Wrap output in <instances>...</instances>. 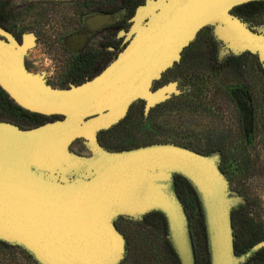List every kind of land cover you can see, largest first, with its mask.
<instances>
[{"label":"water","instance_id":"95a60500","mask_svg":"<svg viewBox=\"0 0 264 264\" xmlns=\"http://www.w3.org/2000/svg\"><path fill=\"white\" fill-rule=\"evenodd\" d=\"M249 1L146 0L136 7L115 60L68 88L27 70L24 54L35 46L34 31L20 44L1 28L11 43L0 38V88L21 108L57 117L28 127L0 119V240L22 246L40 264H117L126 239L115 217L158 210L181 264H195L188 217L174 188L180 174L200 197L210 264H239L244 257L234 248L233 203L219 152L175 143L113 152L99 132L122 121L136 101L145 102L148 115L181 94L174 81L154 83L206 26L219 28L233 54L256 53L264 67V26L253 31L231 13ZM262 246L264 239L252 249Z\"/></svg>","mask_w":264,"mask_h":264},{"label":"rangeland","instance_id":"374dc122","mask_svg":"<svg viewBox=\"0 0 264 264\" xmlns=\"http://www.w3.org/2000/svg\"><path fill=\"white\" fill-rule=\"evenodd\" d=\"M75 1L61 0L66 2L63 8L70 11L65 18L52 17L45 22H38L32 16L22 14L19 28L24 31L37 30L43 38L49 37L53 41L49 44L51 48L61 52L67 49L63 44L66 40L63 39V42L54 38L53 34L68 33L62 27L76 24L77 5L72 3ZM57 39L60 42L58 44L55 43ZM48 48V44L40 41L31 53H46ZM186 49L181 62L154 83V87H159L174 81L183 93L174 94L153 107L149 112L153 114L149 121V115L145 117L142 114L143 102L133 103L124 120L102 135L104 146L116 152L156 143L183 142L201 147L204 151L222 148L226 151L225 156L231 154L236 159H240L243 151L249 152L251 173L244 177L237 172L229 174L226 188L233 203L232 213L234 210L239 213L241 223L254 224V230L260 226L264 228V124L261 130L254 125L251 103L252 95L256 98L258 91L263 97L260 100L264 101V73L256 71L254 62L259 61L262 67L263 63L258 54L250 52L255 58L250 57L242 77L225 68L224 62L233 53V48L214 25L207 26ZM35 70L39 75L46 72L45 69L42 72L39 68ZM261 108L264 109V104ZM0 116L3 117L2 114ZM44 117L45 120H52V116ZM77 146L80 150L84 147L81 143H77ZM182 193L183 201L179 198L191 227L190 236L197 259L199 264H210L211 251L200 197L197 192L194 197ZM145 215L123 213L115 217L116 225L126 239L124 257L117 264H181L180 258L172 251L174 246L166 216L152 214L145 218ZM0 257L3 255L0 254ZM22 262L27 263L25 260ZM36 263L40 264L38 261Z\"/></svg>","mask_w":264,"mask_h":264},{"label":"flooded vegetation","instance_id":"af4514ba","mask_svg":"<svg viewBox=\"0 0 264 264\" xmlns=\"http://www.w3.org/2000/svg\"><path fill=\"white\" fill-rule=\"evenodd\" d=\"M72 3L77 5L75 10L76 24L62 27L68 33L53 34L54 38L66 40L63 44L67 46V49L56 52L49 45L53 41L49 37L43 38L37 30H34L35 45L42 41L44 44H48V51L33 55L31 52L34 47H32L24 54L27 70L35 73L37 68L41 72L42 69H45L46 72H44L43 77L53 87L68 88L72 85L84 84L100 74L114 61L126 45L125 32L131 26V17L136 7L139 4L146 5V0H120V2L118 0H76ZM63 5H66V2H61V0H0V29H6L18 43L24 44V34L30 30L24 31L19 28L21 15L28 14L38 22H45L52 17L65 18L70 11L63 8ZM231 13L245 22L253 31H259L264 26V0L242 3L235 6ZM206 27L197 33L196 38L203 33ZM0 38L11 43V39L1 32ZM58 39L56 44L60 43ZM183 57L184 54L182 53ZM52 75L55 77L52 78ZM169 82L171 81L167 83ZM140 101L143 102L141 109L146 117L144 113L145 102ZM106 130L99 132V140L103 145L102 135ZM80 142L82 141L79 140L77 143ZM238 216L239 213L234 210L232 213L234 248L238 256L244 257L240 264H264V246L257 250L252 249L256 243L264 239L263 226L253 230L256 231L253 233L244 223H241ZM195 264H199L197 255L195 256Z\"/></svg>","mask_w":264,"mask_h":264},{"label":"trees","instance_id":"16d2710c","mask_svg":"<svg viewBox=\"0 0 264 264\" xmlns=\"http://www.w3.org/2000/svg\"><path fill=\"white\" fill-rule=\"evenodd\" d=\"M186 51L187 49L184 50L183 52L184 55ZM252 55L253 54L248 51L240 53V54L231 53L226 57V60L224 62V67L235 71L236 73L239 74V76L242 77V75L246 72L247 70L246 68L248 67L250 63V60H249L250 57L255 58ZM254 64H255V68L257 72L264 73V68L262 67V64L259 61H255ZM258 92L259 93H257L258 96L256 95V98L254 95H252V102H251L252 103V120H253L254 125L257 126L256 128H259L261 130L262 125L264 124V109L261 108L262 105L264 104V101L260 100V98L262 97V93L260 91ZM0 114H2L3 116V117L0 116V119H5V120L16 122L22 127L39 125L47 121L45 120L44 115L29 112L21 108L17 104H15L1 88H0ZM148 115H149L148 117V121H149L153 114L151 112ZM56 117L57 116H52L50 118L54 119ZM22 122H23V125L21 124ZM149 125L151 126V122H149ZM174 143L186 146L188 148L194 149L196 151H199L205 154L219 152L220 153V167L222 171L226 174V176H229V174L232 175L234 174V172H237L240 176L244 177L245 175L251 173L252 164H251L250 154H248L249 152L244 153L243 151L241 153V157H239L240 159H236V158H232L231 154L228 155V157L225 156L226 151L223 150L222 148L220 149L213 148L211 150L209 149V151L208 150L204 151L201 149V147L192 145L190 143H183V142L182 143L174 142ZM186 187H188L187 190H186ZM174 188L182 201H183L182 192H185V194L187 193L191 197H194V195L197 192L195 187L189 181V179H187L186 177L180 174H177L175 176ZM152 214H155L157 216H163L165 218V215L160 211H151L150 213L145 215V218H149V216H151ZM244 224L248 227L249 230H254L253 229L254 224H249V223H244ZM189 231H191L190 226H189ZM193 249H194V253L196 256L195 247ZM172 251L175 254V256L179 258L174 248H172ZM0 254L3 255L2 258L0 257V264H24L22 260H25L27 262L25 264H38L36 263V261H34V259H32L33 257L29 253H27L24 249H22L20 246L13 245V244H10L2 240H0Z\"/></svg>","mask_w":264,"mask_h":264}]
</instances>
